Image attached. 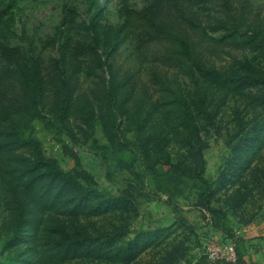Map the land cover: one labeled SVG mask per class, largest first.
<instances>
[{"label":"rangeland","instance_id":"1","mask_svg":"<svg viewBox=\"0 0 264 264\" xmlns=\"http://www.w3.org/2000/svg\"><path fill=\"white\" fill-rule=\"evenodd\" d=\"M189 18L200 22L209 36L202 38ZM177 20H185V31L175 25ZM166 26L190 35L191 41L202 46L209 65L225 69L235 59L261 53L243 48L242 42L249 46L254 32L264 40V0H0V190L11 182L8 158L20 154L33 160L40 151L84 185L95 181L106 195H125L134 206L97 215L88 207L76 217L74 202L61 204L71 199L68 194L59 203H31L21 237L10 244L7 239L13 236L15 225L8 220L0 198V264H15L22 258L25 264H39L34 252L38 228L45 225L50 234L66 222L71 229L73 219L93 238L99 237L98 229L104 232L112 225L128 230L124 239L143 230L156 235L154 243L141 244L147 254L138 264H147L152 252L167 250L172 252L170 264H194L207 258L209 246L227 245L238 237L246 241L247 261L264 264L260 252L264 249V175L253 167L257 163L259 169L264 168V148L255 154L257 143L245 155L247 143L242 136L238 143L241 157L234 159L228 139L247 120L242 119L243 101L238 96L200 84L206 98L199 102V133L185 111L180 112L186 100L172 104L175 94H195L196 86L166 63L168 43L164 41L173 36L164 31ZM225 27L236 29L240 41L225 39ZM30 68L38 74L45 121L31 117L35 103L27 84ZM110 77L115 79L113 88L119 99L120 135L133 140L140 130L143 136H151L155 166L151 170L145 172L125 145L118 144L110 152L100 147L110 145L103 127L111 94L105 85ZM68 86L67 110L61 115ZM208 93L218 105L213 127L208 118ZM22 135L31 138L30 143L24 144ZM201 146L204 175L213 191L209 199L205 197L208 184L172 174L164 163L170 154L188 171L194 170L192 155ZM248 156L255 157L249 166ZM62 256L47 253L44 264H56ZM109 256L78 259L116 264Z\"/></svg>","mask_w":264,"mask_h":264},{"label":"trees","instance_id":"2","mask_svg":"<svg viewBox=\"0 0 264 264\" xmlns=\"http://www.w3.org/2000/svg\"><path fill=\"white\" fill-rule=\"evenodd\" d=\"M174 1V0H172ZM225 4L230 7L229 3L225 1ZM188 22V21H187ZM175 25H179L182 30H186L184 23L185 20H178L174 22ZM191 26L195 27L196 32H201L204 36L208 37L209 34L206 28L200 22H193L189 18ZM167 25V24H165ZM160 30L161 26L157 25ZM226 33L223 37L229 38L231 42H239L234 34L236 29L233 27H225ZM166 32L173 36L165 38V42L168 43L165 50L166 63L172 65L176 69V74L182 78L192 80L196 86L195 94H175L174 98H171V102L177 105L176 102L182 103L185 101V107L180 110L184 112L191 119L192 126L196 129L197 133L200 132L199 118L201 117V108L199 106L200 100H205V92L200 90V84L207 83L209 87L214 88L221 94L239 97L243 101V109L240 110L244 113L242 119H247L243 123L242 127L238 128L233 136L228 139V143L232 145L234 151V159H240L241 153L239 150L240 138L245 136L247 148L244 152L245 155H249L252 149L257 143H260L256 149L255 154L260 153L264 148V40L259 37L257 32H254L247 42L249 46L245 45L243 40V48H253L251 52L259 50L260 54L256 52L252 57L245 56L243 58L235 59V61L225 69H218L215 66L209 65L202 46L198 42L191 41L192 37L182 32L178 33L175 30H171L169 27H165ZM173 31V32H172ZM199 34V33H198ZM260 38V39H259ZM210 39V38H209ZM211 39L218 41V37L212 36ZM262 42L257 44L258 42ZM255 44V45H254ZM180 55V56H179ZM262 55V60H259V56ZM27 84L32 94V100L34 101L33 119L45 121L47 117L41 113V92L38 81V74L34 68L29 69ZM115 82L114 77H110L107 80L105 89L108 87L111 93L110 101L107 103V110L103 113V127L109 138L110 145H101L100 147L108 152L118 144L125 145L135 159L139 160L143 170L146 172L154 168V156L153 146H151V136H143L140 130L135 132L133 140L124 139L120 135V118L118 113L119 99L114 91ZM70 88L66 91L65 97L60 105L61 115L67 110V100L69 99ZM166 94V91L162 95ZM168 95V94H167ZM167 95L165 97H167ZM191 95V96H189ZM100 97V96H99ZM213 96H209L210 103H208V118L211 120V125H215L214 119V107ZM193 103H187L188 100ZM196 100V101H193ZM198 100V101H197ZM161 104L160 106H163ZM241 113V114H242ZM197 123V125H195ZM218 133H222L220 128H215ZM209 131V128H208ZM228 132L227 135H230ZM25 143H30L31 138L22 135L21 137ZM96 143L98 141L96 140ZM23 145V143H21ZM204 147L201 146L194 155V170L188 171L185 164L182 161H174L170 154H167L165 162L168 165V170L173 174H179L182 176L195 177L198 180L208 184V190L206 198L209 199L212 194L210 189V181L205 177V158L203 154ZM243 149V148H242ZM105 156V154H104ZM103 156V157H104ZM36 159H31L20 154H14L12 158H8L7 173L11 176V182L8 186H4L0 190V198L2 206L8 210V220L13 221L14 234L7 239L8 243H12L18 237H21V228L28 221V205L35 206L38 203L47 204L54 201L59 203L66 194L71 195V199L67 198L61 202V204L70 206L74 202V209L76 211V217H80L79 210H84L88 207L93 210V215L106 214L109 212H115L117 209H125L132 205L130 198L125 195L113 196L111 194L106 195L104 191L100 190L97 183L92 181L90 185H84L80 182L77 176L72 172H66L61 169L57 161L54 158H46L42 152L36 154ZM250 163L255 159L254 156H248ZM260 164H254L253 167L259 171H263L264 168H258ZM128 193V192H127ZM129 195V193H128ZM132 197V195H131ZM116 203L117 206H114ZM113 205V207H111ZM106 207V208H104ZM111 207V208H110ZM132 207H134L132 205ZM78 212V214H77ZM84 213V212H82ZM91 216V215H90ZM114 227V228H113ZM70 230V232H69ZM100 233L99 237L93 238L92 233L87 231L86 227L79 225L76 220L73 219L72 227L65 224L58 225V228L52 232L46 234V227L42 225L36 231L34 236V252L38 257V263L44 264L43 257L48 253L52 255H66L64 258L57 259L56 264H90V262H80L79 256L91 257L93 259L102 260L104 256L110 253V258H114L116 264H138L139 260L144 259V255L147 254L146 246L141 247L143 241H149L154 243L157 241V236H152L151 232L139 231L134 234L133 237L123 238L128 230L117 229L116 225H112V229H105L104 232L97 230ZM128 235V234H127ZM127 237V236H126ZM123 239V240H121ZM123 241V242H122ZM236 244L237 259L235 262L228 261H210L208 257L201 258L194 264H250L246 260L248 253L246 241L244 238L238 237L234 240ZM125 244V245H124ZM65 245V248L63 247ZM157 245V243L155 244ZM62 248V249H60ZM85 254L81 255L78 252ZM54 253V254H53ZM151 258L147 264H170V258H172V252H152L149 254ZM69 258V259H68ZM27 261L25 258L19 259L15 264H21ZM25 264V263H23Z\"/></svg>","mask_w":264,"mask_h":264},{"label":"built area","instance_id":"3","mask_svg":"<svg viewBox=\"0 0 264 264\" xmlns=\"http://www.w3.org/2000/svg\"><path fill=\"white\" fill-rule=\"evenodd\" d=\"M207 257L210 261L222 260L235 262L237 259L236 244L233 241L227 245H211L208 247Z\"/></svg>","mask_w":264,"mask_h":264},{"label":"crops","instance_id":"4","mask_svg":"<svg viewBox=\"0 0 264 264\" xmlns=\"http://www.w3.org/2000/svg\"><path fill=\"white\" fill-rule=\"evenodd\" d=\"M260 252H263L264 253V249L263 250H261ZM247 258V257H246ZM247 260V259H246Z\"/></svg>","mask_w":264,"mask_h":264}]
</instances>
